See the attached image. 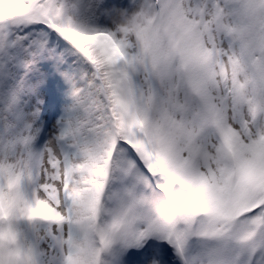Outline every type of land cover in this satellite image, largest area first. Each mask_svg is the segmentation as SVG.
I'll return each instance as SVG.
<instances>
[{
	"label": "snow or ice",
	"instance_id": "obj_1",
	"mask_svg": "<svg viewBox=\"0 0 264 264\" xmlns=\"http://www.w3.org/2000/svg\"><path fill=\"white\" fill-rule=\"evenodd\" d=\"M0 264H264V0H0Z\"/></svg>",
	"mask_w": 264,
	"mask_h": 264
}]
</instances>
